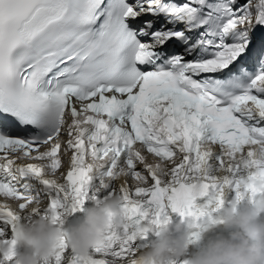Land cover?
<instances>
[{
    "label": "snow or ice",
    "instance_id": "obj_1",
    "mask_svg": "<svg viewBox=\"0 0 264 264\" xmlns=\"http://www.w3.org/2000/svg\"><path fill=\"white\" fill-rule=\"evenodd\" d=\"M174 46L183 53L171 54ZM261 121L264 0H0V197L27 213L26 186L42 187L46 211L59 218L93 182L146 181L119 188L124 239L111 236L85 257L61 244L53 264L127 257L149 208L157 222L170 208L196 226L222 204L223 187L252 195L233 168L222 183L211 180L203 146H218L220 164L247 149L256 172L249 179L264 178L252 150L264 148ZM89 158L102 166L88 167ZM17 216L0 204L5 225Z\"/></svg>",
    "mask_w": 264,
    "mask_h": 264
},
{
    "label": "clouds",
    "instance_id": "obj_2",
    "mask_svg": "<svg viewBox=\"0 0 264 264\" xmlns=\"http://www.w3.org/2000/svg\"><path fill=\"white\" fill-rule=\"evenodd\" d=\"M205 151H215L213 145L205 144ZM256 159L264 160V148L256 146ZM179 160V157H176ZM153 165L160 163L161 169L166 171L163 162L155 158L149 160ZM102 161L89 158L88 167L93 169L102 166ZM236 170L235 179L243 188L254 189L248 196L247 202L240 204V199L234 197L223 207L220 215L207 217L198 225H187L176 222L170 225L167 215L161 216L159 222L154 218H145L137 223L134 234L143 236L153 232L156 238L143 251H130L126 259L108 257L109 264H132L139 260L140 264H264V178L249 179L256 175L255 165L245 152L235 154L234 159L225 158L219 166H209L208 176L215 182L222 183L225 177L231 176L228 170ZM56 181L59 177L49 176ZM174 177H162V182L169 183ZM118 186L101 199L89 197V205L83 220L76 225L64 229V221L71 215L74 203L66 202L59 218L46 209L43 200L33 201L27 210L30 218L25 223L17 224L7 241L0 242V264L8 258L13 264H49L50 258L57 255L61 244L66 249L81 257L90 255L89 250L95 251L105 247V241L111 236L124 239L128 221L125 219V209L122 207L123 196L119 191L121 185L128 183L124 176L116 178ZM134 186H145L146 181L131 182ZM100 189L97 188L96 191ZM217 194L210 196L217 199ZM0 204L13 208L17 215L21 213L16 202L0 201ZM222 205V204H221ZM219 206V208L221 207ZM35 215H32L33 211ZM232 229L227 235L217 232V228ZM204 240L198 249H190L194 241Z\"/></svg>",
    "mask_w": 264,
    "mask_h": 264
},
{
    "label": "bare ground",
    "instance_id": "obj_3",
    "mask_svg": "<svg viewBox=\"0 0 264 264\" xmlns=\"http://www.w3.org/2000/svg\"><path fill=\"white\" fill-rule=\"evenodd\" d=\"M246 150L247 149H242V152H245ZM62 160L64 161V163H63V166H62L61 171H63L64 164H68V157H65V156L62 155ZM210 165H212L214 167L220 165V162L218 160V155H216L215 151H211L210 156L208 158L207 165H206L208 171H209V166ZM129 183L131 184V181H129ZM113 185L114 186H118V182H116V181L110 182L107 187H100L99 186V188H101L100 194H102V198L104 196H106L109 192H112L114 190V186ZM222 192H223V194L221 196H223V204H225L224 205V207H225V206H227V202L229 200H231L234 197H236V190L234 189L233 184H229L228 186H225V187L222 188ZM44 203L46 205L47 202L45 201ZM243 203L244 202L242 201V198H241L240 199V204H243ZM44 211H46V209H42L41 210V213L44 212ZM32 215H33V213H32ZM19 216H20V219H21V221L23 223L27 222V220L30 218V216L28 214H26V213L25 214H21ZM229 231H232V229L226 230V233H228ZM0 233H2V234H0V240H1V242L7 241L10 238L8 235H6V231H1ZM129 249H130V251H143V250L138 249L136 246H134L132 244V242L129 245ZM146 249L147 248H145V250ZM108 257H113L111 255V252L104 254V257L103 258L108 262ZM113 258L114 259H121V257H118L117 258L116 256H114ZM126 258L127 257H124L123 259H126ZM49 264H53L52 258H50ZM132 264H140V261L139 260H133Z\"/></svg>",
    "mask_w": 264,
    "mask_h": 264
},
{
    "label": "rangeland",
    "instance_id": "obj_4",
    "mask_svg": "<svg viewBox=\"0 0 264 264\" xmlns=\"http://www.w3.org/2000/svg\"><path fill=\"white\" fill-rule=\"evenodd\" d=\"M118 258V257H117Z\"/></svg>",
    "mask_w": 264,
    "mask_h": 264
}]
</instances>
